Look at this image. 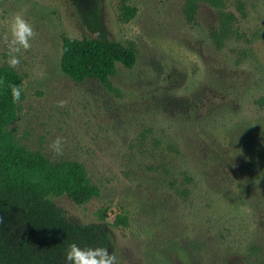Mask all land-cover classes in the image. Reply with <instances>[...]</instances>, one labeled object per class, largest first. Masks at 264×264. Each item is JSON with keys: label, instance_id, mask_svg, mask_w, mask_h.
<instances>
[{"label": "rangeland", "instance_id": "obj_1", "mask_svg": "<svg viewBox=\"0 0 264 264\" xmlns=\"http://www.w3.org/2000/svg\"><path fill=\"white\" fill-rule=\"evenodd\" d=\"M223 2L199 1L189 20L187 0H128V19L121 0H0V35L14 13L35 31L10 130L85 167L101 195L52 200L73 225L96 226L117 264H264V0ZM221 12L235 22L218 43ZM64 36L134 45L137 63L118 64L110 86L76 83L61 70ZM5 52L0 40V67ZM21 211L0 198V220Z\"/></svg>", "mask_w": 264, "mask_h": 264}, {"label": "trees", "instance_id": "obj_2", "mask_svg": "<svg viewBox=\"0 0 264 264\" xmlns=\"http://www.w3.org/2000/svg\"><path fill=\"white\" fill-rule=\"evenodd\" d=\"M121 1L125 18L132 17L135 10L125 5L128 0ZM199 1L218 8L224 5V0H187L184 12L189 20L195 16ZM220 17L219 30L214 33L218 43L230 37L235 22L232 13L221 12ZM61 40V70L76 83L96 79L110 86L109 79L118 64L132 70L137 63L134 45L125 46L108 37L64 36ZM0 76L6 82L22 84L24 89L23 78L15 69L2 66ZM24 99L23 91L21 102ZM20 103L13 104L10 94L0 90V198L22 209L14 217L0 220V264H58L65 259L70 243L81 247L103 243L96 226L73 225L52 197H68L75 205L84 206L98 198L101 191L90 182L81 163H53L43 153L19 144L10 126L17 120ZM113 225L126 227V217L118 216Z\"/></svg>", "mask_w": 264, "mask_h": 264}, {"label": "clouds", "instance_id": "obj_3", "mask_svg": "<svg viewBox=\"0 0 264 264\" xmlns=\"http://www.w3.org/2000/svg\"><path fill=\"white\" fill-rule=\"evenodd\" d=\"M7 30L0 35L6 48V60L4 64L9 69H15L21 63L22 50L26 51L31 47V41L35 37V31L30 21L21 13H14L6 21ZM0 90H5L10 94L11 102L18 104L21 102L23 94L22 84L6 82L0 76ZM66 101H57L58 107H63ZM64 139L56 137L49 147L57 154L63 153ZM66 264H117V257L113 252L105 247H81L76 243H70L65 254Z\"/></svg>", "mask_w": 264, "mask_h": 264}]
</instances>
